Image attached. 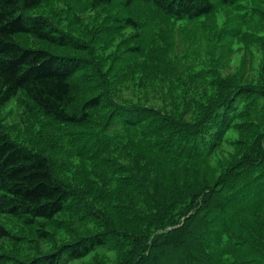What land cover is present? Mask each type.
<instances>
[{"label":"rangeland","instance_id":"1","mask_svg":"<svg viewBox=\"0 0 264 264\" xmlns=\"http://www.w3.org/2000/svg\"><path fill=\"white\" fill-rule=\"evenodd\" d=\"M29 14L65 36L67 46L30 35H17L16 42L77 59L83 68L77 82L93 81L97 88L75 98L72 110L89 113L79 126L54 122L23 92L0 107L7 137L46 156L55 178L75 194L51 221L27 225L0 215V227L11 235L0 238V264H43L60 252L63 264H120L129 241L146 240L140 238L149 229L153 263L176 264L180 252L161 248L158 229L147 218L157 211L155 191L167 190L169 182L177 190L201 181L210 187L244 156L257 154L264 139V108L251 112L255 95L264 91V0H238L232 7L216 3L211 14L191 21L172 20L149 3L126 6L124 0H41ZM232 88L241 92L230 115L229 104L220 105ZM94 96L103 101L91 109L88 100ZM213 104L217 112L207 117ZM129 110H148L146 122L138 128L111 122L115 111L126 115ZM201 117L200 136H195L194 123ZM168 137H174L175 148L197 156L162 155ZM157 161L165 162L169 172L155 189ZM175 197L165 200L171 212H178ZM104 233L113 240L109 246L68 258L67 244ZM232 243L224 241V246ZM234 257L264 264L250 254Z\"/></svg>","mask_w":264,"mask_h":264},{"label":"trees","instance_id":"2","mask_svg":"<svg viewBox=\"0 0 264 264\" xmlns=\"http://www.w3.org/2000/svg\"><path fill=\"white\" fill-rule=\"evenodd\" d=\"M96 1L111 3L115 0ZM237 1L124 0V4L149 3L172 20L191 21L211 14L216 3L232 7ZM40 3L41 0H0V107L18 92H23L54 122L83 125L89 120V113L82 111L77 115L71 107L76 97L80 98L88 88H97V84L93 81L84 85L77 82L76 76L83 70L79 61L45 49L25 48L15 40L17 35H30L50 45L67 46L65 36L56 33L47 21L29 14ZM126 23L132 25L133 21L127 19ZM240 92L241 89L232 88L222 98L220 106L225 108V104H229L230 115L234 113L232 107L235 105L232 102ZM102 101L103 98L94 96L88 100V105L95 109L101 106ZM261 106L264 108L263 90L254 97L252 114H258ZM135 111L132 114V110H129L126 115L115 111L111 122L115 124L120 121L124 127L138 128L146 122L149 112ZM207 112V117L215 114L216 105L210 106ZM122 115L125 117L122 118ZM203 117L194 123L198 128L195 129V136H200L199 125ZM179 138H187V135H179ZM173 142L174 137L164 141L165 149L162 150L165 151H161L162 155L181 159L197 156L195 151V154L186 153L181 144V147L175 148L176 143ZM163 164L166 163L157 161L152 170V173L159 172V176L151 181L155 189L161 180H165L164 173L169 172ZM166 187L165 191H155L154 205L157 211L147 218L158 229L156 237L162 240L161 248L168 245L169 252H180L176 264H260L253 260L237 261L234 257L244 253L252 258L258 255L256 258L264 261V139L257 154L244 156L210 187L203 181L198 186L183 183L180 190L173 182ZM74 196L71 189L55 178L46 156L28 152L11 141L0 124V215L21 219L27 225H33L38 220L51 221L66 211ZM168 196H176L174 204L178 212L170 211L165 203ZM144 208L145 211L148 209ZM168 227L175 228L166 230ZM143 234L144 237L140 239L146 240L129 241L120 264H161L159 260L153 263L151 259L153 244L148 241L152 235L151 229ZM10 236L6 229L0 227V238ZM112 241L111 236L104 233L78 239L67 244L64 250L68 258L79 259L97 248L109 246ZM224 241L233 243L224 246ZM223 257L232 259L229 261ZM64 261L65 257L60 252L50 255L43 264H63Z\"/></svg>","mask_w":264,"mask_h":264},{"label":"bare ground","instance_id":"3","mask_svg":"<svg viewBox=\"0 0 264 264\" xmlns=\"http://www.w3.org/2000/svg\"><path fill=\"white\" fill-rule=\"evenodd\" d=\"M74 115V114H73Z\"/></svg>","mask_w":264,"mask_h":264}]
</instances>
